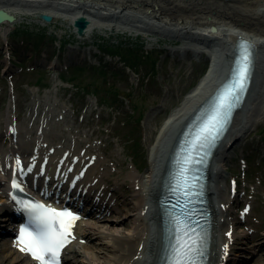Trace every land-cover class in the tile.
I'll return each instance as SVG.
<instances>
[{
    "label": "rangeland",
    "instance_id": "374dc122",
    "mask_svg": "<svg viewBox=\"0 0 264 264\" xmlns=\"http://www.w3.org/2000/svg\"><path fill=\"white\" fill-rule=\"evenodd\" d=\"M50 15L52 20L46 21L40 14L19 13L10 32L0 24V168L9 167L5 157L11 145L6 144L3 131L14 120L24 126L29 118L35 130L41 126L51 142L35 153L29 149L27 159L20 157L24 163L35 156L58 157L71 166L77 165L79 158L83 165L86 160H96L97 176L102 181L98 183L100 199L110 205L104 204L105 209L90 219L101 226L98 234L87 238L74 229L71 243L79 241L85 248L103 249L96 261L80 259L89 260L87 264H104L99 260L113 254L106 250V243L110 238L114 242V232L118 229L128 234L138 225H127V215L118 210L127 208L122 194H126L123 187L129 172L145 179L150 170L148 148L153 144L147 142L148 127L167 112L158 126L161 131L164 122L184 106L214 58L209 49L196 51L185 38L153 22L140 23L146 27L138 30L98 20L96 28L81 36L71 14L56 11ZM262 117L240 134L229 149V159L219 165V184L230 187L226 195L229 203L223 211L225 227L235 235V249L229 256L233 261L228 264H237V258L245 255L248 259L242 260L249 264H264V237L257 239L259 233L264 236ZM48 152L49 156H44ZM62 154L67 159L61 158ZM4 177L0 173V190ZM106 185L109 189L103 190ZM129 197L136 202L134 192ZM138 214V209L133 211V217ZM100 215L107 218L97 220ZM88 219H80L84 227ZM6 242L0 237V249ZM3 253L0 251L1 257ZM27 260L18 264H27ZM62 264L71 262L62 260Z\"/></svg>",
    "mask_w": 264,
    "mask_h": 264
},
{
    "label": "bare ground",
    "instance_id": "6f19581e",
    "mask_svg": "<svg viewBox=\"0 0 264 264\" xmlns=\"http://www.w3.org/2000/svg\"><path fill=\"white\" fill-rule=\"evenodd\" d=\"M0 10H5V13L15 16L16 20L19 13L39 15L53 14L56 11L66 14V16L71 14L72 21L85 17L89 24L83 35L89 34L96 28L98 20L111 24L116 22L120 26L124 25V27L138 30H144L143 28L146 27L140 23L153 22L169 29L168 32L185 38L187 40L186 44L195 46L196 51H198L197 48L209 49L213 55L214 62L207 68L206 74L201 78L198 85L186 97L184 106L176 110L167 122H164L160 132H158V126L162 124L167 112L162 114L160 119L156 118L155 125L148 127L147 142L149 146L151 143L153 144L152 149L148 148L151 156L149 160L150 170L145 175V179H142L143 176L139 173L129 172V179L125 181V189L123 187L126 194H122L123 206L127 208L118 210L122 215H127V219L124 221L127 225L130 222H138V225L134 231L128 234L118 229L114 232V242L110 238L106 243L107 246L109 245L106 250H112L113 254L109 255L108 259L104 261L99 260L104 264L161 263V251L165 247L164 241L167 240L168 233L164 231L165 225H162L159 199L162 182L165 179L167 170L170 169L169 164L184 161L186 155H188L186 151L188 142L197 135L205 119L211 115L219 94L225 91L229 82H234L233 79L236 80L237 70L235 71L234 68L240 67L247 55L251 62L249 80L245 90L235 100V104L241 103L239 106L232 105L231 110L233 112L229 115L231 124L228 125L225 137L219 138L222 143L216 148H212V144H210L209 156H202L203 159L210 158L213 160L210 175L211 184L213 183L211 195L215 200L210 253L207 264H228L230 260L227 256L235 249L233 246L235 235L232 230L230 231L225 227L227 219L223 217V211L229 203L226 195L230 187L219 184V178L222 175L219 165L229 158V149L240 134L256 124L259 117L263 116L262 118H264V0H0ZM13 23L9 20L0 22L7 32H10V26H13ZM76 29L78 34L82 36L79 33V28ZM244 45L250 50L247 48L246 51ZM186 51L189 55V50ZM214 96L216 97L214 98ZM235 108L237 109L235 110ZM9 125L7 131H3L8 140L7 145L11 143L10 148L7 149L6 158L9 157L10 163L23 169L24 172L28 169L29 161L21 163L19 161L20 157L27 159L29 148L35 153L38 148L42 145H49L48 143L51 141L43 133L41 126H39L40 130H35L36 128L33 127L34 122L30 118L24 126H20L16 120ZM19 127L24 131L19 130L16 133ZM201 149L202 146L198 147L196 152ZM49 154V152L44 153V156H49ZM57 158H41V161H37L38 167L36 165L31 166L38 177H41V175L43 177H39L40 179L32 178L33 180L30 181L34 186L48 192H55L56 189L60 191L62 188L60 194L62 198H65V186H73L70 187L73 188L71 191L84 190L85 200L79 202L81 198L79 196L74 197L76 207H78L76 210L77 216L71 220V232L59 256L62 260L70 261L71 264L80 261L87 264L89 260L85 261V259L80 258L84 257L90 259V261H96L99 259V253L104 250L85 248L84 243L81 244L79 241L76 244L70 243V238L74 236L73 229H80L81 232L79 233H83L87 238L98 234L101 226L97 224V221H91L90 219L94 220L97 211L104 210L106 206H109V203L105 204L102 199H98L99 195L102 196V190L98 183L102 181L97 176L96 160L93 163L86 160L84 161L86 165H83V162L79 164L81 162V158H79L80 160L77 159L79 163L71 166L64 163L63 159L59 163L60 158ZM63 158L67 159V156ZM44 162L45 169L42 165ZM116 164L121 165L117 159ZM65 167L68 168V171ZM125 167L122 166L128 172V168ZM82 169H85V174L92 176V179L88 176L91 180L90 183L88 182L89 186L83 179L72 176L73 172ZM136 169L138 168L136 167ZM7 170L8 168L1 167L0 173L5 176L4 180L7 181V186L11 189V177L8 175ZM44 171L46 172L43 173ZM69 171L70 173L67 174L66 172ZM139 172H141L140 169ZM56 175L61 177L58 178ZM18 177L22 178L24 176L18 174ZM105 189H109V187L106 185L103 190ZM132 192L135 194L136 202L130 201L129 194ZM8 198L7 191L1 189L0 218L2 213L9 214V212L16 213L17 211L10 206H3V202ZM49 202L53 204L52 201ZM80 205L83 207L81 212L85 214L84 217L89 218L85 220V227L80 222V219L84 218L83 216L79 217ZM216 205L218 206L216 207ZM137 209L139 210L138 217H133V211L135 212ZM100 218L107 217L100 215L97 220H100ZM65 219L68 222V218ZM77 236L80 237L79 234ZM263 237L259 233L257 239ZM225 245H227V248H225ZM0 251L4 252L2 257L0 256V264H8V260L12 261L11 263L18 264L22 259H28L27 264H39L29 257L26 249L20 244L7 242ZM243 258L247 260L248 256L245 255ZM244 262V260H239L237 264Z\"/></svg>",
    "mask_w": 264,
    "mask_h": 264
},
{
    "label": "snow or ice",
    "instance_id": "6c2138e0",
    "mask_svg": "<svg viewBox=\"0 0 264 264\" xmlns=\"http://www.w3.org/2000/svg\"><path fill=\"white\" fill-rule=\"evenodd\" d=\"M250 63L246 55L239 67L236 80L219 96L211 115L204 121L186 150L188 155L183 161L180 172V180L185 186L188 166L193 163L197 148L211 143L218 137L231 112L233 99H238L239 94L245 90L249 80ZM13 184L19 186L15 180ZM25 206L30 208L34 228L22 225L19 238L27 244V250L37 257L41 264H58L59 249L68 239L71 232V220L75 219L77 214L69 209L54 208L41 201H29ZM65 218H68V222ZM198 254L199 236L185 224L177 242L173 264H194L193 257Z\"/></svg>",
    "mask_w": 264,
    "mask_h": 264
},
{
    "label": "water",
    "instance_id": "95a60500",
    "mask_svg": "<svg viewBox=\"0 0 264 264\" xmlns=\"http://www.w3.org/2000/svg\"><path fill=\"white\" fill-rule=\"evenodd\" d=\"M42 17L47 21L52 20V16L47 15V14H42ZM4 20H9L10 22H14L16 20V18H15V16L9 15V14L5 13V11L0 10V22H2ZM88 24H89V22H88L87 18H85V17H81L75 21V26L79 28V33L82 35L84 34L85 29L88 27Z\"/></svg>",
    "mask_w": 264,
    "mask_h": 264
}]
</instances>
